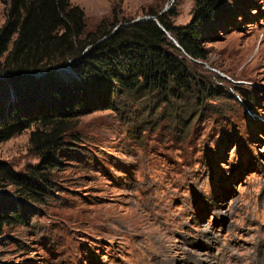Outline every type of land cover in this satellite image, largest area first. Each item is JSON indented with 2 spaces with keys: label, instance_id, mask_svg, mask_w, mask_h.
<instances>
[{
  "label": "rangeland",
  "instance_id": "1",
  "mask_svg": "<svg viewBox=\"0 0 264 264\" xmlns=\"http://www.w3.org/2000/svg\"><path fill=\"white\" fill-rule=\"evenodd\" d=\"M71 2L83 8L89 29L103 17L109 22L115 14L121 24L151 15L149 10L184 24L194 5V0ZM4 17L0 1V24ZM168 38L178 45L171 34ZM201 47L204 59L166 46L183 59L191 78L190 89L167 99L156 90L145 96L140 89L110 92L107 80L83 82L64 144L72 149L60 152L47 173V195L32 200L11 183L0 186V211L20 214V221L1 225L0 264L264 259V0H230L203 26ZM11 85L1 97L4 104H24L20 89ZM61 94L66 98L69 92L58 85L55 94L45 89L32 95L55 104ZM111 101L113 108L107 106ZM30 104L31 110L35 102ZM33 125L0 142V159L16 170L41 161L29 141Z\"/></svg>",
  "mask_w": 264,
  "mask_h": 264
},
{
  "label": "trees",
  "instance_id": "2",
  "mask_svg": "<svg viewBox=\"0 0 264 264\" xmlns=\"http://www.w3.org/2000/svg\"><path fill=\"white\" fill-rule=\"evenodd\" d=\"M0 1L5 8L0 24V74L8 73L0 76V142L34 124L29 141L41 157L25 171L0 159V186L11 183L19 195L40 200L49 191L47 173L56 167L58 155L72 149L64 144L74 113V97L82 95L83 82L95 85L107 80L114 93L140 89L145 96L156 90L164 99L169 93L174 96L185 92L190 89L189 72L183 59L166 46L204 59L202 28L216 20L230 0H194L192 17L184 24L172 22L164 12L149 10L151 18L121 23L114 31L113 26L119 22L115 14L113 20L108 22L103 17L89 29L83 8L71 0ZM55 66L70 69L73 74H59ZM8 83L20 89L24 104H4L1 97L7 94ZM58 85L71 94L66 98L61 94L59 103L36 101L32 95L45 89L55 94ZM30 102H35L31 110ZM107 106L113 108L114 103ZM9 212L0 211V229L3 222L20 221L16 210Z\"/></svg>",
  "mask_w": 264,
  "mask_h": 264
},
{
  "label": "water",
  "instance_id": "3",
  "mask_svg": "<svg viewBox=\"0 0 264 264\" xmlns=\"http://www.w3.org/2000/svg\"><path fill=\"white\" fill-rule=\"evenodd\" d=\"M151 15H143L141 17H137L134 20L140 19V18H151ZM133 21V20H132ZM120 25V23H117L113 26L112 31H114L118 26ZM103 37H105V35H103Z\"/></svg>",
  "mask_w": 264,
  "mask_h": 264
},
{
  "label": "bare ground",
  "instance_id": "4",
  "mask_svg": "<svg viewBox=\"0 0 264 264\" xmlns=\"http://www.w3.org/2000/svg\"><path fill=\"white\" fill-rule=\"evenodd\" d=\"M262 246L264 247V243H262ZM140 248V247H139ZM263 251V250H262ZM264 254V253H263ZM264 257V256H263ZM260 263L259 264H264V259L261 261H259Z\"/></svg>",
  "mask_w": 264,
  "mask_h": 264
}]
</instances>
